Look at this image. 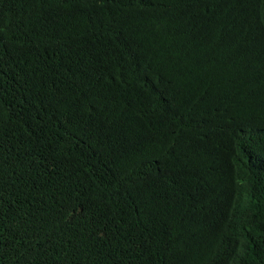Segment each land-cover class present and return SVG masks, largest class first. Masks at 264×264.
I'll return each mask as SVG.
<instances>
[{"label": "trees", "instance_id": "16d2710c", "mask_svg": "<svg viewBox=\"0 0 264 264\" xmlns=\"http://www.w3.org/2000/svg\"><path fill=\"white\" fill-rule=\"evenodd\" d=\"M263 5L0 0V264H264Z\"/></svg>", "mask_w": 264, "mask_h": 264}, {"label": "clouds", "instance_id": "9594fccd", "mask_svg": "<svg viewBox=\"0 0 264 264\" xmlns=\"http://www.w3.org/2000/svg\"><path fill=\"white\" fill-rule=\"evenodd\" d=\"M238 10H240L242 12V16H245L247 18L250 17V11H249L248 7H242ZM260 10L264 12V5L260 7ZM234 21L238 24V19H235ZM263 25H264V23H263ZM201 91H202V89L200 90V92ZM210 91H213V90H210Z\"/></svg>", "mask_w": 264, "mask_h": 264}]
</instances>
